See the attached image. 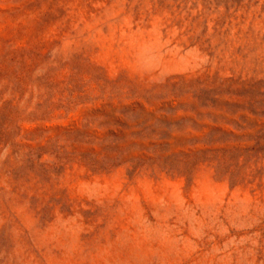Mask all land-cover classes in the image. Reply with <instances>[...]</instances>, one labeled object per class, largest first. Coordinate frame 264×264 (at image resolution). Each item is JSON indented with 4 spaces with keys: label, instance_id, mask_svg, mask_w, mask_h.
Listing matches in <instances>:
<instances>
[{
    "label": "rangeland",
    "instance_id": "rangeland-1",
    "mask_svg": "<svg viewBox=\"0 0 264 264\" xmlns=\"http://www.w3.org/2000/svg\"><path fill=\"white\" fill-rule=\"evenodd\" d=\"M0 264H264V0H0Z\"/></svg>",
    "mask_w": 264,
    "mask_h": 264
}]
</instances>
